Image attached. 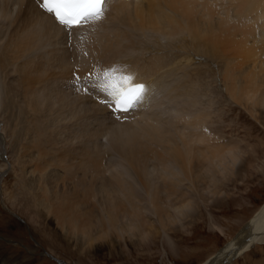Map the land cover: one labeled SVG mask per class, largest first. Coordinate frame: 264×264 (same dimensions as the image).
Instances as JSON below:
<instances>
[{
    "label": "bare ground",
    "instance_id": "1",
    "mask_svg": "<svg viewBox=\"0 0 264 264\" xmlns=\"http://www.w3.org/2000/svg\"><path fill=\"white\" fill-rule=\"evenodd\" d=\"M81 36L66 47L36 0H0L1 192L81 253L174 249L247 179L252 129L264 140V0H113ZM93 65L131 74L148 100L117 120L97 88L74 87ZM249 223L206 264L263 245L264 206Z\"/></svg>",
    "mask_w": 264,
    "mask_h": 264
},
{
    "label": "rangeland",
    "instance_id": "2",
    "mask_svg": "<svg viewBox=\"0 0 264 264\" xmlns=\"http://www.w3.org/2000/svg\"><path fill=\"white\" fill-rule=\"evenodd\" d=\"M238 113L243 115L241 111ZM242 120L240 125L246 121L245 118ZM6 126L4 123L3 127ZM245 127L247 129L248 126ZM252 133L257 138L250 144L254 156L250 158V164L245 166L247 179L240 184L223 188L222 192L229 194L230 199L220 208L211 209L213 223L203 214L202 220L195 222L187 231L172 234L174 249L157 238L153 244L128 248L120 251L121 253H81L63 246L57 239L52 240L42 234L39 226L32 224L29 218L21 213L20 206L13 208L10 201L6 200L1 192L2 185L0 256L8 257V260L14 261L15 264H206L231 241L236 240L264 206V146H259L264 140H261L262 132L259 129H252ZM243 135L241 132L236 138L243 140ZM242 149L247 150V146H242ZM259 262H264V244H253L231 259L228 258L224 264Z\"/></svg>",
    "mask_w": 264,
    "mask_h": 264
},
{
    "label": "snow or ice",
    "instance_id": "3",
    "mask_svg": "<svg viewBox=\"0 0 264 264\" xmlns=\"http://www.w3.org/2000/svg\"><path fill=\"white\" fill-rule=\"evenodd\" d=\"M113 0H36L44 14L51 17L66 36V47H79L84 37L79 38L76 45L72 43L75 31L90 29L95 32L105 19L109 5ZM87 52L84 55L87 56ZM197 59H200L197 57ZM74 87L79 92H88L95 87L103 94L100 102L105 104L111 113L120 120L129 111L145 104L149 98L150 89L143 83H138L131 74L121 69L99 68L93 65V70L83 78L74 76Z\"/></svg>",
    "mask_w": 264,
    "mask_h": 264
}]
</instances>
